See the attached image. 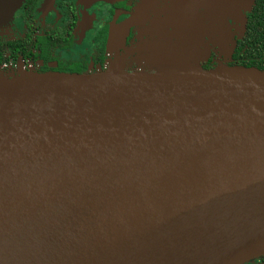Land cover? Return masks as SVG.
Instances as JSON below:
<instances>
[{
  "label": "water",
  "instance_id": "water-1",
  "mask_svg": "<svg viewBox=\"0 0 264 264\" xmlns=\"http://www.w3.org/2000/svg\"><path fill=\"white\" fill-rule=\"evenodd\" d=\"M22 1L0 0V27ZM237 1L170 0L152 29L181 40L185 29L241 19ZM224 25L214 34L228 55ZM161 45L147 71L127 72L114 56L91 74L0 73V264L264 255V69L160 67L201 51Z\"/></svg>",
  "mask_w": 264,
  "mask_h": 264
},
{
  "label": "flooded vegetation",
  "instance_id": "flooded-vegetation-1",
  "mask_svg": "<svg viewBox=\"0 0 264 264\" xmlns=\"http://www.w3.org/2000/svg\"><path fill=\"white\" fill-rule=\"evenodd\" d=\"M140 1L23 0L11 22L0 31V73L84 75L106 70L114 56L130 55L127 50L138 42L142 25L153 28L162 17L151 11L147 15L150 18L142 13L131 22ZM196 9L206 17V7ZM236 11L244 18H227L224 25L229 31V45L234 44L230 54H226V48L220 51L218 45H207L203 69L221 63L264 69V0H239ZM123 63L127 72L147 71L149 67L143 61L136 65L129 56ZM241 264H264V255Z\"/></svg>",
  "mask_w": 264,
  "mask_h": 264
},
{
  "label": "rangeland",
  "instance_id": "rangeland-1",
  "mask_svg": "<svg viewBox=\"0 0 264 264\" xmlns=\"http://www.w3.org/2000/svg\"><path fill=\"white\" fill-rule=\"evenodd\" d=\"M145 1L146 0H141L139 3V6H137L135 10H137V8H140V6H143V3ZM165 2L168 4L170 0H157L155 4L153 5V7L149 9L146 8L145 10H143V16H145L146 18H150L147 16L149 12L151 11L154 13L161 12V9H163L164 5L166 4ZM11 20L6 25H3L2 27H0V31L1 29L4 30L6 26L11 22ZM225 20H226V17H223V19L221 20H217V21L214 20L212 25L203 24V26H201L198 29L199 31H196L195 29L194 32L193 31L189 32V31H186L185 29L184 30L185 32H183L182 35L178 37V38H183L181 40H177L176 39L177 37L173 35V33L170 32V30L163 29V31L170 32V34L169 33H158V32H155L158 30H154L151 28V26L144 24L138 30V33H139L138 42L135 45L129 47V49L127 50L129 51L128 54L130 55H127L126 57L118 56V59H120V61L123 62V60H125V58L129 56V59L133 57V60H135L136 65L142 61L145 63L147 62L148 63L147 65H152L154 63L152 60V56L155 54V52H157V49L160 48L158 47L160 44H162L161 46H165L166 43H172L174 41L175 42L181 41L182 44H188V43L197 44L199 50H201L200 53L198 54V52H196L193 56L182 55L178 57L176 60H174L173 62L169 61L166 58H160V59H157L156 64H158V66L160 67H167V66L180 65L188 61L192 65L196 66L202 63L201 61L207 56V53L204 52V49L208 50V48L205 46L207 45L217 46L216 39H215L217 35L214 34V31L217 29H220L224 25ZM185 25L186 24H183V26ZM226 32H228V30ZM157 35H160V36H157ZM160 52L161 50L159 49L157 53H160ZM203 61H205V59Z\"/></svg>",
  "mask_w": 264,
  "mask_h": 264
},
{
  "label": "trees",
  "instance_id": "trees-1",
  "mask_svg": "<svg viewBox=\"0 0 264 264\" xmlns=\"http://www.w3.org/2000/svg\"><path fill=\"white\" fill-rule=\"evenodd\" d=\"M245 20V19H244ZM244 24H245V21H244ZM1 46H2V44H0V49H1ZM0 58H1V53H0Z\"/></svg>",
  "mask_w": 264,
  "mask_h": 264
}]
</instances>
